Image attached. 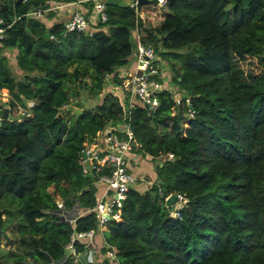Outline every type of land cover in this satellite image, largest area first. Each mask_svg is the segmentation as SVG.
I'll list each match as a JSON object with an SVG mask.
<instances>
[{"label":"trees","instance_id":"obj_1","mask_svg":"<svg viewBox=\"0 0 264 264\" xmlns=\"http://www.w3.org/2000/svg\"><path fill=\"white\" fill-rule=\"evenodd\" d=\"M17 2L0 0L11 24L0 41V88L10 92V114L25 115L12 120L2 110L0 235L16 223L21 244L32 237L41 264H76L66 245L75 232L94 229L93 241L77 237L75 245L78 253L87 243L96 249L97 264H264V0L147 3L138 7L144 17L128 3L109 5L93 36L31 15L49 0ZM136 29L154 48L156 66H171L172 86L159 93L155 112L138 102L131 108L123 87ZM6 49L15 52L21 77ZM84 88L105 96L71 115V99ZM174 88L185 93L180 102ZM127 123L142 145L132 153L153 160L158 178L131 188L119 219L99 228L92 210L98 176L88 178L80 160L85 142ZM169 153L174 159L160 160ZM175 193L182 209L166 205ZM57 196L67 209L78 203L87 211L75 226L57 215ZM11 258L22 259L0 248V264Z\"/></svg>","mask_w":264,"mask_h":264},{"label":"built area","instance_id":"obj_2","mask_svg":"<svg viewBox=\"0 0 264 264\" xmlns=\"http://www.w3.org/2000/svg\"><path fill=\"white\" fill-rule=\"evenodd\" d=\"M23 0L22 2H27ZM92 2V10L90 13L75 12L69 20L64 22V32H77L93 36L99 25L105 24L108 19V4L106 0H81L79 2ZM121 1V0H120ZM128 5L134 9L138 16L144 17V14H139V0H127ZM169 0H157V6L164 7ZM66 4L60 5L56 1L48 2L44 7L34 9L31 15L42 17L45 12L62 9ZM28 16V15H27ZM20 17L16 16L14 22ZM11 24L7 23L4 17L0 14V41L8 37V29ZM140 31L136 29L134 35L136 47L132 56L133 63L137 64L136 70L130 72V68L123 69L122 73H127L123 81V87L129 94L130 107L134 108L136 102L149 106L150 112H155L160 106L159 93L170 88L166 79L165 72H162L156 66L155 60L158 59L155 50L152 46H147L141 41ZM51 39L54 35H49ZM111 75L106 74V81ZM11 99L10 92L6 88H0V122L3 119L2 110L8 107ZM177 102L180 99L176 98ZM189 102V101H188ZM192 115V114H191ZM193 116V115H192ZM142 145L136 139L134 130L127 124H121L116 127H107L104 131H99L93 142H85L87 158L82 156L80 162L84 166L85 174L98 176L97 182L105 185L104 195L100 198L97 206L92 209L96 212V217L99 220V228L109 221L108 216L113 219H119L121 209L127 198V194L131 188L135 187L138 182V177L131 173L128 169L130 156L135 148H141ZM174 159V154L162 155L160 160L166 161ZM104 169L108 171L102 172ZM180 201L176 205L177 209H182L185 205V200L180 195ZM58 211L57 215L62 217V220L68 224L75 226L77 219L84 215L87 211L74 214V208L80 207L76 205L72 209H67L64 200L59 197L56 200ZM88 210V211H92ZM66 211L70 214L66 215ZM73 211V212H72ZM96 236V231L90 230L87 232H75L72 235L71 242L66 245L68 251L67 258L70 257L76 264H97L98 253L94 248H89L88 243L85 245V250L78 253L75 245L76 238H88L93 241ZM90 243V242H89ZM106 245V244H105ZM107 255L109 258H116L115 252L108 246ZM50 264H57L54 261Z\"/></svg>","mask_w":264,"mask_h":264},{"label":"rangeland","instance_id":"obj_3","mask_svg":"<svg viewBox=\"0 0 264 264\" xmlns=\"http://www.w3.org/2000/svg\"><path fill=\"white\" fill-rule=\"evenodd\" d=\"M56 0H49L50 3L54 2ZM58 2L60 1H65V0H57ZM74 1V0H71ZM81 1V0H76V2ZM121 5H125L128 3L127 0H121L120 1ZM63 10V8H62ZM44 15L46 17L49 16L48 12L44 13ZM5 52L7 53V56L9 58V63L11 65V68L14 70V73L16 74L17 77H21L16 69V55L15 52L10 50V49H6ZM162 59V58H161ZM162 62V61H161ZM160 62V64H161ZM165 64H162L163 69L168 72V77H166L171 83L172 80V76H171V66L169 64L168 61H164ZM178 68L180 67V64L177 63ZM137 64H133L130 67V72H134L136 70ZM87 83L88 85L92 83V80L90 78H87ZM169 83V82H168ZM109 91L114 90L113 87H109L108 88ZM177 95L176 98L181 99L183 97V95L185 93L180 92L177 88H174L173 90ZM95 91H89L88 89H82L81 94L78 96H74L71 99V105L70 107L72 108V113L71 115H75L76 112H78V110L80 109H89V108H94L97 104L101 103V101L103 100L105 93H101L100 95H95L93 94ZM1 103V102H0ZM69 106H66L65 108H67ZM192 116H190V114H188L186 116L185 120L191 119ZM170 127H171V123ZM128 169L129 171H131L132 174L137 175V177L141 178L140 180L142 181L143 184H147V182H150V184H152L154 182V180L157 177V173H156V169L154 166V162L153 160H151L149 157L147 156H140L138 162L136 164H128ZM60 196L56 197V200L59 198ZM78 205V203L76 204ZM178 205V207L180 206V204H176ZM73 212V211H72ZM70 213L68 211H66V215H69ZM62 216V214L60 215ZM59 216V217H60ZM62 219V217H61ZM20 234L17 228V224L14 223L13 225H11L7 230H3L2 235H0V248H2L3 250L9 251V252H14L16 253L18 256H21L22 259L21 260H14V259H10V263L11 264H41L40 262H37L34 260L35 255L32 256L31 252L34 254V250H36V244L33 243V239L30 236H26V240L28 241L29 245H22L20 242ZM28 250V251H27ZM29 254V255H28ZM27 255V256H26ZM25 256V258H24Z\"/></svg>","mask_w":264,"mask_h":264},{"label":"crops","instance_id":"obj_4","mask_svg":"<svg viewBox=\"0 0 264 264\" xmlns=\"http://www.w3.org/2000/svg\"><path fill=\"white\" fill-rule=\"evenodd\" d=\"M56 2L58 3V4H60V5H64V4H66V6H64L63 7V10L62 9H59V10H56V11H54V13H52V14H54L53 16H51L50 18H49V16L48 17H44V19H43V21L45 22V24L47 25V26H51V25H53L54 23H56V22H62V23H64L65 21H67V20H69L70 19V17L75 13V12H78V11H81V12H86V13H90L91 12V10H92V2H76V0H74V1H71V0H65V1H60V2H58L57 0H56ZM121 3V2H120ZM6 55H7V53L6 52H4ZM132 63H133V61H132ZM167 74V72L165 71V75ZM168 77V76H167ZM167 79V78H166ZM168 80V79H167ZM169 83H170V81H168ZM170 86H172V83H170ZM8 90V89H7ZM9 91V90H8ZM177 95V94H176ZM139 158H140V154H136V153H133L131 156H130V159H131V164H136L137 162H138V160H139ZM132 161H133V163H132ZM135 174V173H134ZM136 177H137V175H135ZM142 178V177H141ZM141 178H139L138 177V182H137V184L136 185H141V186H148V185H150V182H147V184L145 185V184H143L142 183V181L140 180ZM158 178V176L156 177V179ZM155 179V180H156ZM96 185H97V187H98V194H99V197L101 198L103 195H104V192H105V189H106V187H105V185H103V184H99V183H96ZM135 185V186H136ZM81 212H85L82 208H81V206L79 207V206H77L76 208H74V214H76V213H81ZM96 239H97V241L99 242V243H101V244H104L105 245V242H104V240H103V238H102V236L100 237V236H98L97 235V237H96Z\"/></svg>","mask_w":264,"mask_h":264},{"label":"water","instance_id":"obj_5","mask_svg":"<svg viewBox=\"0 0 264 264\" xmlns=\"http://www.w3.org/2000/svg\"><path fill=\"white\" fill-rule=\"evenodd\" d=\"M23 0H18V2L17 3H20V2H22ZM106 3L108 4V5H112V6H117V5H119L120 4V0H106ZM139 3H140V5H142V4H147V3H151V4H154V5H157V0H139ZM33 9H34V7H33ZM46 37H49V34H46ZM145 107L147 108V110L149 109V106L146 104L145 105ZM4 116L5 117H8V118H10V119H12V120H18L19 118H23L25 115L24 114H21L20 116H13V115H11L10 114V109H9V107H6L5 109H4ZM83 156L84 157H86L87 158V154H86V152L85 153H83ZM86 176L88 177V178H93V175L92 174H86ZM163 195L164 196H166L167 195V189H166V187L165 186H163ZM180 201V196H179V194H177V193H175V194H171L170 196H168V198L166 199V205L167 206H172V205H174V204H176L177 202H179ZM108 219L109 220H113V218L112 217H110V216H108ZM0 232H1V228H0ZM31 255L32 256H34V254L31 252Z\"/></svg>","mask_w":264,"mask_h":264}]
</instances>
